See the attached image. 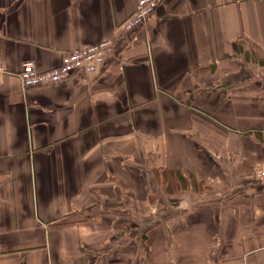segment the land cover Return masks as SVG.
<instances>
[{
  "label": "crops",
  "instance_id": "0c3cea01",
  "mask_svg": "<svg viewBox=\"0 0 264 264\" xmlns=\"http://www.w3.org/2000/svg\"><path fill=\"white\" fill-rule=\"evenodd\" d=\"M136 1L0 0V264H264V0Z\"/></svg>",
  "mask_w": 264,
  "mask_h": 264
},
{
  "label": "built area",
  "instance_id": "2783aa9c",
  "mask_svg": "<svg viewBox=\"0 0 264 264\" xmlns=\"http://www.w3.org/2000/svg\"><path fill=\"white\" fill-rule=\"evenodd\" d=\"M162 0H137L132 13L126 17L122 27L132 30L143 24ZM114 40L103 38L94 43L74 47L61 56L60 62L51 69L37 70L33 61L26 60L21 63L20 70L16 73L22 89L42 87L66 80L72 74L95 73L106 63L107 57L113 52ZM0 54V70H2ZM255 177L258 181L264 180V165L256 170Z\"/></svg>",
  "mask_w": 264,
  "mask_h": 264
},
{
  "label": "trees",
  "instance_id": "16d2710c",
  "mask_svg": "<svg viewBox=\"0 0 264 264\" xmlns=\"http://www.w3.org/2000/svg\"><path fill=\"white\" fill-rule=\"evenodd\" d=\"M175 175H176V176H178V177H179V179H181V178H182L180 174H175Z\"/></svg>",
  "mask_w": 264,
  "mask_h": 264
}]
</instances>
